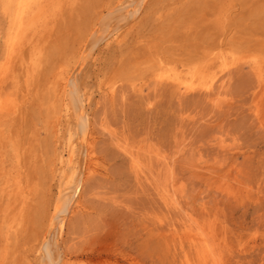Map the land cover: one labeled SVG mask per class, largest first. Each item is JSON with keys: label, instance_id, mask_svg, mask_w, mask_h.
<instances>
[{"label": "rangeland", "instance_id": "obj_1", "mask_svg": "<svg viewBox=\"0 0 264 264\" xmlns=\"http://www.w3.org/2000/svg\"><path fill=\"white\" fill-rule=\"evenodd\" d=\"M24 2L0 0V264H200L123 143L181 145L184 208L224 264H264V0Z\"/></svg>", "mask_w": 264, "mask_h": 264}, {"label": "bare ground", "instance_id": "obj_2", "mask_svg": "<svg viewBox=\"0 0 264 264\" xmlns=\"http://www.w3.org/2000/svg\"><path fill=\"white\" fill-rule=\"evenodd\" d=\"M41 0H25L22 10L24 15L28 14L31 11L32 8V4L34 5H38L39 2ZM60 2V0H58ZM37 11V10H36ZM31 15V13H29V16ZM37 15H34L33 17H35ZM125 16V15H124ZM130 16V15H129ZM35 20V19H34ZM19 21V20H18ZM25 24V23H24ZM21 27V26H20ZM24 27V26H23ZM26 27V26H25ZM29 28V26H27ZM17 28V27H16ZM109 30V29H108ZM17 31V30H16ZM19 31V29H18ZM17 31V32H18ZM21 31V30H20ZM115 31V30H114ZM106 32V31H105ZM117 32V31H116ZM115 33H110L109 35L104 37V31L102 32V34L100 35L99 38H97L96 41H94V43L96 42V44L99 41H109L112 38L114 39V37L117 35ZM24 33V32H23ZM119 34V33H118ZM21 35V34H20ZM19 35V36H20ZM23 36V34H22ZM25 36V35H24ZM19 39V38H17ZM21 39V38H20ZM13 41V40H12ZM15 42V41H13ZM22 42H18V44ZM17 44V45H18ZM90 44V43H89ZM12 45V44H11ZM88 45V44H87ZM15 47V46H14ZM11 48V47H10ZM14 50V49H13ZM16 51V50H15ZM86 51V50H85ZM35 52V51H34ZM33 52V53H34ZM37 52V51H36ZM88 52V51H87ZM15 53V52H14ZM15 55V54H14ZM34 55V54H33ZM37 55V54H36ZM11 56V55H10ZM35 57V56H34ZM36 58V57H35ZM82 59V58H80ZM85 60V59H84ZM80 62V61H79ZM34 63V62H33ZM35 66V65H34ZM204 67V66H203ZM204 69V68H203ZM200 71V70H198ZM172 72V71H171ZM196 73V72H195ZM199 73V72H197ZM174 74V73H173ZM177 74V73H176ZM65 75V74H64ZM180 75V74H179ZM172 77V75H171ZM170 77V78H171ZM182 77V76H181ZM63 78V77H62ZM177 78V77H176ZM180 78V77H179ZM215 78V76H214ZM169 79V77H168ZM178 79V78H177ZM185 80V79H184ZM203 80V79H201ZM192 81V80H191ZM62 82H65L62 81ZM183 82V80H182ZM181 82V83H182ZM200 82V81H199ZM203 82V81H202ZM175 83V82H174ZM197 83V82H196ZM195 83V84H196ZM63 84V83H62ZM69 85V83H68ZM181 85V84H180ZM191 85V82L190 84ZM183 86V85H182ZM204 86V85H203ZM62 87V86H61ZM68 87V86H67ZM179 87V86H178ZM181 87V86H180ZM184 88V87H183ZM187 88V87H186ZM196 88V87H195ZM202 88V87H201ZM76 90V88H75ZM60 92V90H59ZM86 92V91H85ZM182 93V92H181ZM184 93V92H183ZM77 96V97H76ZM86 96V95H85ZM90 98V97H89ZM74 100V105L76 108V111L74 113V115H76L78 120V127L77 129H73L70 128L68 131V142L76 139L79 137V135L82 138V141L84 142V144H87L88 142V126L85 122V116L86 114L84 113V101L87 100L86 97H82L81 94L79 93L78 89L77 92L75 94V98ZM67 105V104H66ZM87 105V104H86ZM1 106V105H0ZM4 108V107H3ZM66 108V107H65ZM1 109V108H0ZM68 109V108H67ZM59 112V111H58ZM66 112V110H65ZM74 117V116H73ZM88 122V121H87ZM60 126V125H59ZM73 127V126H71ZM180 135V134H179ZM78 136V137H77ZM67 138V136L65 137ZM80 138V139H81ZM186 138V137H185ZM176 140V139H175ZM179 141V139H178ZM182 141V140H181ZM66 142V141H65ZM67 142V143H68ZM72 142V141H71ZM82 142V143H83ZM66 143V144H67ZM181 143V142H180ZM183 143V142H182ZM121 145V144H120ZM124 145V147H123ZM126 145V146H125ZM129 144H122L123 149H125L129 155L130 158L132 159V161L136 164V166L138 168H140L143 172L145 171V168L148 167V165L146 164V161H149L148 158H155L156 160V167L154 168V171L151 172V174L153 173V175H156V187H154L155 189H158L163 197V201L166 202V204L168 205V207L170 206L171 208H173L174 210H177L181 213V215H183L184 218V222L182 225V229L185 232L186 238L190 240V243H192V245L195 248V251L197 252V255L199 256V261L200 264H224L223 263V259H222V247L218 245V242L215 238L214 233H211V230L208 229H213V228H206L205 225H203V222H199V220H196L193 215H191L183 206L182 202L180 201V196L178 193V190H180V187L177 189V184L179 182L176 181V171H177V163H178V157L179 154H181V150H182V146L181 145H175V147L173 148L170 147L169 149H151L150 150V154L147 155L148 157H145V160H143V156L144 153L142 154L141 149H137L136 146L135 147H131L128 146ZM88 146V145H86ZM144 148V150L147 148H145V145H142ZM141 147V145H140ZM60 148V147H59ZM89 148V147H88ZM142 148V147H141ZM184 148V146H183ZM186 148V147H185ZM66 150V149H65ZM147 150V149H146ZM83 151V150H82ZM183 151V150H182ZM87 152V151H86ZM183 154V153H182ZM57 155H61V154H57ZM181 156V155H180ZM62 157V156H61ZM59 158V157H58ZM65 158V157H64ZM151 161V159H150ZM75 162V160H74ZM73 162V164H74ZM77 162V161H76ZM155 163V162H154ZM60 164V163H59ZM78 164V163H77ZM153 164V163H152ZM64 165V164H63ZM153 166V165H152ZM58 167V166H57ZM145 167V168H144ZM56 171V170H55ZM147 177V176H146ZM154 179V178H153ZM153 181V180H150ZM155 181V179H154ZM154 183V182H153ZM77 189L74 191L73 196L70 198V196L68 197H63L62 199V204L61 207L58 211V213L56 214V217L58 218V222H60L66 215L67 213V207L68 211L70 210V206L73 204V202H75L76 200V196L75 194H77L79 187H76ZM158 194V193H157ZM69 195V194H68ZM72 195V194H71ZM159 195V194H158ZM160 196V195H159ZM161 197V196H160ZM161 197V198H162ZM69 203V206H68ZM72 208V206H71ZM170 209V208H169ZM171 210V209H170ZM66 213H65V212ZM172 211V210H171ZM175 214V213H174ZM178 218H180V216H178ZM181 219V218H180ZM62 222V221H61ZM181 222V221H180ZM182 223V222H181ZM214 230V229H213ZM214 232V231H213ZM217 237V236H216ZM220 243V242H219ZM221 247V248H220ZM194 250V249H193ZM48 255L50 254V252H48ZM193 253V252H192ZM224 256V254H223ZM49 257V256H48Z\"/></svg>", "mask_w": 264, "mask_h": 264}]
</instances>
